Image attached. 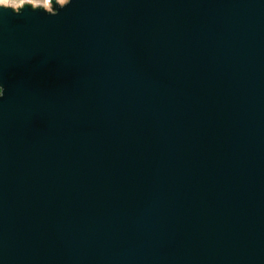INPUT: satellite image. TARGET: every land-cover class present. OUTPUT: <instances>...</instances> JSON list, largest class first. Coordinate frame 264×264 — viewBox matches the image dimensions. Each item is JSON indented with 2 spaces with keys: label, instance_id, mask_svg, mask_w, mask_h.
<instances>
[{
  "label": "water",
  "instance_id": "obj_1",
  "mask_svg": "<svg viewBox=\"0 0 264 264\" xmlns=\"http://www.w3.org/2000/svg\"><path fill=\"white\" fill-rule=\"evenodd\" d=\"M49 2L0 5V264H264V0Z\"/></svg>",
  "mask_w": 264,
  "mask_h": 264
},
{
  "label": "rangeland",
  "instance_id": "obj_2",
  "mask_svg": "<svg viewBox=\"0 0 264 264\" xmlns=\"http://www.w3.org/2000/svg\"><path fill=\"white\" fill-rule=\"evenodd\" d=\"M59 5L65 3L67 0H56ZM33 4L35 7L44 6L47 11H52L53 5L49 2V0H0V5H7L13 9H17L18 7H22L25 4Z\"/></svg>",
  "mask_w": 264,
  "mask_h": 264
},
{
  "label": "clouds",
  "instance_id": "obj_3",
  "mask_svg": "<svg viewBox=\"0 0 264 264\" xmlns=\"http://www.w3.org/2000/svg\"><path fill=\"white\" fill-rule=\"evenodd\" d=\"M14 12H15V10H13ZM16 13V12H15ZM18 14V13H17ZM4 91V90H3ZM2 95H3V93H2ZM2 95H0V96H2Z\"/></svg>",
  "mask_w": 264,
  "mask_h": 264
}]
</instances>
